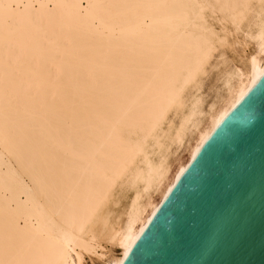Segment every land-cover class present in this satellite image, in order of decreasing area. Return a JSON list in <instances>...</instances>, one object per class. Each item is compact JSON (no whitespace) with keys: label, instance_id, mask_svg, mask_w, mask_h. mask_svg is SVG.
<instances>
[{"label":"bare ground","instance_id":"1","mask_svg":"<svg viewBox=\"0 0 264 264\" xmlns=\"http://www.w3.org/2000/svg\"><path fill=\"white\" fill-rule=\"evenodd\" d=\"M263 73L264 0H0V264H121Z\"/></svg>","mask_w":264,"mask_h":264},{"label":"water","instance_id":"2","mask_svg":"<svg viewBox=\"0 0 264 264\" xmlns=\"http://www.w3.org/2000/svg\"><path fill=\"white\" fill-rule=\"evenodd\" d=\"M121 264H264V73L203 143Z\"/></svg>","mask_w":264,"mask_h":264},{"label":"rangeland","instance_id":"3","mask_svg":"<svg viewBox=\"0 0 264 264\" xmlns=\"http://www.w3.org/2000/svg\"><path fill=\"white\" fill-rule=\"evenodd\" d=\"M220 16L217 14H211V16L210 15H208L207 16V19H208V21L211 23V19H213V20H215V21H212L213 23H211L212 25H213V27L217 30H219L220 29V24L218 23L219 21H218V18H219ZM211 18V19H210ZM218 21V22H217ZM218 24V25H217ZM218 27V28H217ZM238 34L240 35V31L238 32ZM233 41V38H231L230 36L228 37V41H226V42H224V43H222V44H216V46H215V48L213 49V51H212V54H211V56L208 58V60H207V62L205 63V73L203 74V75H201V79H202V84H201V87H200V90H201V93L202 94H204L206 97L207 96H209V97H207L208 98V100H207V98H206V100L209 102L212 98H213V94H214V91H215V88H217V86L219 87V85H220V82H217L218 80H217V77H216V79H215V76H217V72H215V71H211L210 70V67H211V65H213L215 62H216V58L218 57V55L221 53V52H223L224 53V55L225 56H227L228 57V60L230 61V60H232L231 58H233V56H234V60L233 61H235L236 59H237V55L236 54H238V52H239V50H240V52L239 53H241V49H237L236 51H234V48H233V46L231 45V42ZM250 46V47H249ZM248 47H247V49L245 48V53H248V52H250L251 50H252V46H251V44L249 45ZM236 48V47H235ZM251 49V50H250ZM233 52H235L234 54H233ZM237 52V53H236ZM235 56H236V58H235ZM215 79V81H216V83H215V81H214V84H216V85H214V84H211V83H213V80ZM217 83H218V85H217ZM211 85V86H210ZM215 86V87H214ZM210 87H212L211 89H210ZM209 88V89H208ZM211 90V91H210ZM188 91H192V89H188ZM213 91V92H212ZM211 93V94H210ZM210 94V95H209ZM212 98H211V97ZM211 98V99H210ZM210 99V100H209ZM173 111V112H172ZM172 111H170V113H169V115H168V119H171V120H173V122H176L177 121V118H176V116H175V111H174V109L172 110ZM179 154V155H178ZM175 157H177V158H180V161L181 162H185L186 160H187V157H188V150L186 149V148H184V147H181L179 150H178V152H177V155H175ZM173 160V159H172ZM176 165H177V160H173V163H172V172H173V170H175V167H176ZM153 196H154V199L155 200H158L159 199V194L158 193H154L153 194ZM132 197V191L131 190H126L122 195H120L119 196V201H118V205L116 204V205H114V206H116V207H112V209L114 210V212H115V214H116V216H118V215H120L121 214V216H119L121 219H122V217H123V215H122V213L124 212L123 211V209H125V207L127 206V204H128V202H129V200H130V198ZM121 198V199H120ZM120 204V205H119ZM116 210V211H115ZM120 211H121V213H120ZM117 213H118V215H117ZM120 213V214H119ZM120 219V220H121ZM104 243V244H103ZM102 244H103V246H105L106 247V249L108 250V248L110 249V245H108V244H106L105 242H103ZM112 255H115V256H118V254H119V251L118 250H116L115 248H112V253H111ZM94 260V261H93ZM93 260L92 259H90L88 256H86L85 257V260H84V263L83 264H106V263H104L103 261H98L97 259H95V258H93ZM97 260V261H96Z\"/></svg>","mask_w":264,"mask_h":264}]
</instances>
